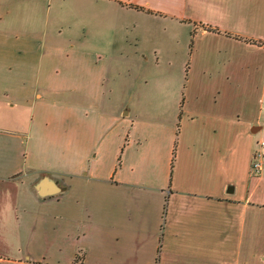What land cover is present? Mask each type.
Returning a JSON list of instances; mask_svg holds the SVG:
<instances>
[{"label": "crops", "instance_id": "crops-1", "mask_svg": "<svg viewBox=\"0 0 264 264\" xmlns=\"http://www.w3.org/2000/svg\"><path fill=\"white\" fill-rule=\"evenodd\" d=\"M260 142L264 0H0V264H264Z\"/></svg>", "mask_w": 264, "mask_h": 264}, {"label": "built area", "instance_id": "built-area-1", "mask_svg": "<svg viewBox=\"0 0 264 264\" xmlns=\"http://www.w3.org/2000/svg\"><path fill=\"white\" fill-rule=\"evenodd\" d=\"M261 146H264V142H260ZM262 152L261 151H255L252 157V162H251V172L258 174L262 170Z\"/></svg>", "mask_w": 264, "mask_h": 264}, {"label": "water", "instance_id": "water-1", "mask_svg": "<svg viewBox=\"0 0 264 264\" xmlns=\"http://www.w3.org/2000/svg\"><path fill=\"white\" fill-rule=\"evenodd\" d=\"M52 185L50 184V182L49 181H44L42 184H41V188H40V194L41 195H45V194H47V193H52V192H54V191H51V190H46V188H48V187H51Z\"/></svg>", "mask_w": 264, "mask_h": 264}, {"label": "rangeland", "instance_id": "rangeland-1", "mask_svg": "<svg viewBox=\"0 0 264 264\" xmlns=\"http://www.w3.org/2000/svg\"><path fill=\"white\" fill-rule=\"evenodd\" d=\"M124 78H125V76H124Z\"/></svg>", "mask_w": 264, "mask_h": 264}]
</instances>
